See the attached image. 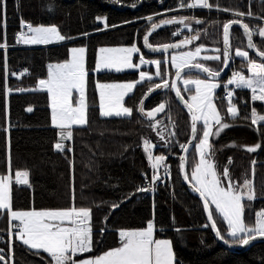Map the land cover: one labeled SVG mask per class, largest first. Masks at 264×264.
<instances>
[{"label":"trees","instance_id":"obj_1","mask_svg":"<svg viewBox=\"0 0 264 264\" xmlns=\"http://www.w3.org/2000/svg\"><path fill=\"white\" fill-rule=\"evenodd\" d=\"M188 1L0 0V43L7 45L0 48V175L13 176L10 193L13 210H63L71 206L91 209L92 251L77 255L76 260L119 247L121 230L145 229L148 222H154L156 238L172 241L175 264H264V241L244 251H232L217 241L211 227H204L209 223L201 200L182 181L180 158L182 145L190 139L191 118L171 88L151 90L152 85L167 79V74L171 85L175 69L170 64L160 65L163 79L137 85L126 98L125 104L133 110L130 117L100 115L97 80L137 79L136 72L94 73L100 47L138 45L146 57L161 59L170 54L155 56L145 52L142 47L145 35L151 33L153 45L198 36L191 47L221 50V60L198 59L199 62L220 71L224 60L223 24L241 20L254 31L264 26V0H210L214 5L211 9L181 6ZM235 12L246 15L236 16ZM249 12L252 16L247 15ZM181 18H186L185 23H161ZM22 22L33 26L55 25L66 39L45 46L21 44L20 33L26 31ZM153 23L160 26L153 30ZM253 41L264 50V39L253 35ZM246 45L243 31L234 27L232 48L248 50ZM77 46L85 47L87 54L88 122L73 127V138L65 141L61 152L55 148L59 130L51 122L49 94L34 89L40 79L47 77L48 65L66 62L71 48ZM250 57L262 62L251 53ZM243 64V60L233 57L231 72ZM190 74L204 78L198 73ZM227 81L228 78L219 81L221 85L215 95L230 127L212 140V158L218 173L227 167L234 182L252 179L256 199L245 201L244 215L245 222L251 224L255 213L264 210V125L258 131L246 117L253 108L262 112L264 105L252 101L249 90L236 88L232 103L237 106L239 116L232 119L226 111ZM141 102L145 112L161 102H167V108L151 121L139 112ZM29 107L33 109L31 112L27 111ZM157 121L156 127L150 126ZM144 140L155 146L156 156L166 157L164 164L168 167L167 175L164 166L160 168V180L154 183L155 191L151 192L138 191L146 187L153 175L143 150ZM256 144L260 145L256 152L246 151V146ZM69 148L72 150L68 151ZM196 163L192 149L187 161L189 176ZM17 171L29 173L28 185L15 183ZM214 218L221 234L229 240L228 245L240 247L227 236V224L222 217L215 213ZM10 225L9 213L0 212V249H3L0 255L5 256L8 264H54L47 253L28 248L15 234L10 238Z\"/></svg>","mask_w":264,"mask_h":264},{"label":"snow or ice","instance_id":"obj_2","mask_svg":"<svg viewBox=\"0 0 264 264\" xmlns=\"http://www.w3.org/2000/svg\"><path fill=\"white\" fill-rule=\"evenodd\" d=\"M188 8H205L211 9L214 5L210 0H192L191 3L181 5ZM51 10V6H49ZM228 11V9H224ZM236 16H244L245 13L235 12ZM252 16V13H247ZM151 20V18H149ZM186 18L180 20H164V25L173 23H185ZM197 23L201 21L197 20ZM233 25H239L243 29L244 35L247 37L248 49L256 51V54L264 59V50L258 48L253 41V35H257L264 39V26L251 29L248 24L241 20H231L223 24V66H228L231 59L232 51L230 45V29ZM22 26L26 29L20 33V40L24 44H50L55 41H63L66 39L62 35L57 26H33L31 23L22 22ZM160 25L152 24L155 30ZM149 33L143 37L145 46L151 48L149 44ZM198 36H193L190 40L186 39L184 44L191 43ZM7 45L0 43V48H6ZM179 47L175 44L163 45L161 51H168L170 48ZM156 50V49H153ZM202 47H196L195 51L184 52L178 56H172L171 61L174 65L176 81H183L184 91L193 92L191 95V103L185 101L189 113L191 114V131L193 138H197V123H201L202 136L196 145V151L199 156L198 163L195 164L191 175L187 172L184 174L186 181H192V187L203 200V207L207 212V219L210 224L204 227H211L216 236L225 244L229 240L221 234L217 228L214 218L215 213L222 217L227 224V236L232 238V242L241 245H248L251 240L258 237L264 238V210L255 213L253 223L245 222V201L251 202L256 199L253 182L250 179H244L242 183L234 182L229 174L228 168L225 167L222 173H218L212 158L211 137H219L220 132L230 127V124L223 122V116L214 103V90L219 87L215 82V78L220 75L219 71L213 70L203 63L202 60H221V55H205L200 57ZM71 59L65 63L49 65L47 79H40L37 91H45L51 98V122L52 125L59 130V141L55 144L58 151L63 152L65 149V141H71L73 138V126H84L87 124V104L85 98V85L87 72L85 70V52L84 47H73L71 50ZM139 48H100V62L97 68L114 69L116 72L124 69L139 68L140 65L133 63V55L139 53ZM220 52V49H216ZM234 55L247 61L248 70L251 72V78L246 77L240 72H234L228 84H234L236 88L251 89L253 100L264 102V62H256L249 58V52L237 48ZM140 64H146L143 56L139 58ZM156 65V76L161 77L160 70L161 61H152ZM185 69H196L206 73L208 79H192L185 78L182 74ZM153 77L145 72H139V80L129 83L118 84H98L100 89V110L104 117H130L132 108L126 107L124 104L125 97L131 93L137 83L151 81ZM174 89L177 98L183 101L180 87L175 83L169 85L165 79L162 83H156L151 90L156 89ZM194 89V91H193ZM78 93L77 102L74 104L72 100L73 92ZM11 92V89H9ZM233 92L227 94L228 107L227 114L232 119L239 116V110L232 103ZM33 109L29 107L27 111ZM139 112L146 116L149 120L155 121V114L165 110V104L161 103L153 111L145 112L141 102ZM252 125H264V114H259L252 109L250 116ZM159 122L150 125L156 127ZM215 129V130H214ZM161 140L164 137L161 135ZM144 150L147 153V159L153 170L151 180L153 185L160 180L157 174L159 168L163 165L165 175L168 174V167L164 164L166 157L164 155L154 156L152 149L155 147L150 141L144 140ZM235 147V145H231ZM185 152L188 145H182ZM260 148L259 144L255 146H246L249 153L256 152ZM72 149L69 148L68 151ZM10 159V158H9ZM228 163L232 160L229 158ZM185 160L181 158L180 167L183 169ZM255 161H253V165ZM27 171H17L15 173V183L28 185ZM13 176L11 174L0 175V212L10 214V224L15 229V236L30 249L42 250L47 253L54 264H175V253L172 241L166 239H156V227L154 222H148L143 230H121L119 231L120 246L107 251L103 255H99L91 259H83L77 261L75 257L92 251V229H91V209L71 206L63 210H13L11 203V184ZM153 185L149 187H141L139 192L155 191ZM30 186V185H29ZM73 201H74V184L72 185ZM119 205H113L118 207ZM214 206V209L213 207ZM18 222V223H12ZM3 252V249H0ZM0 262L8 264L4 255H0Z\"/></svg>","mask_w":264,"mask_h":264},{"label":"rangeland","instance_id":"obj_3","mask_svg":"<svg viewBox=\"0 0 264 264\" xmlns=\"http://www.w3.org/2000/svg\"><path fill=\"white\" fill-rule=\"evenodd\" d=\"M191 23H192V21H190ZM40 26H45V27H47V26H55V25H40ZM19 42L21 43V44H24L21 40H20V36H19ZM61 42H64V40L63 41H55V42H53V43H50V44H24V45H27V46H45V45H51V44H57V43H61ZM164 45V44H163ZM133 46H135V47H137V48H139V53H136V54H134L133 55V63L134 64H138V65H140L139 66V68L137 69V68H133V69H124L123 71H120V72H116L114 69H104V68H97V65L99 64V62H100V52H99V49L100 48H127V47H133ZM80 46H77L76 48H79ZM196 47H200V46H195V47H191V48H188V49H185V50H181V51H176V52H172L170 55H167L166 57H163V58H149V57H146L145 55H144V53L142 52V50H141V48L138 46V45H131V46H128V45H117V46H102V47H100L99 49H98V52H97V57H96V65H95V69H94V73H101V72H114V73H123V72H136L137 73V79H135V80H121V81H112V82H106V81H99V80H97L96 82H95V89H96V91H97V95H98V103H99V108H100V95H99V93H100V89L97 87V85L98 84H118V83H129V82H136V81H138L139 80V72H145V73H147V74H149V75H151L152 77H153V79H159V78H162L163 79V76L164 75H162L161 77H157L156 76V65L154 64V63H152V61H156V60H159V61H161V63H163L164 62V64H165V62H166V64L168 65V64H170L171 65V67L172 68H174L175 69V67H174V65L172 64V61H171V57L172 56H178V55H180V54H182V53H184V52H188V51H195V48ZM73 48V47H72ZM71 48V49H72ZM85 48V47H84ZM202 52L200 53V57H203V56H205V55H220L218 52H216L215 50H216V48H214V47H204V46H202ZM211 50L210 52H212V53H210V52H207V54H205L206 53V51L207 50ZM235 49H237V48H235ZM235 49H233V53H234V50ZM241 49V48H240ZM245 50V49H244ZM223 51H224V49H223ZM248 51V50H247ZM205 52V53H204ZM249 52V51H248ZM140 56H143V58H144V60H146V61H148V63H146V64H140V60H139V58H140ZM87 57V54H86V52H85V70H86V72H87V76H86V85H85V98H86V104H87V109H88V89H89V83H88V71H87V62H86V58ZM233 57L235 58V59H239V60H241L239 57H236L235 55H233ZM249 58L250 59H252L251 57H250V52H249ZM71 59V51H70V56H69V59L67 60V61H69ZM198 59H200V58H198ZM252 60H254V59H252ZM66 61V62H67ZM168 61H169V63H168ZM254 61H256V62H260V61H257V60H254ZM243 62H244V64L243 65H240L239 67H240V69H235V71L236 72H240V73H242L243 75H245L246 77H248V78H251V76H252V74H251V72L248 70V64H247V61H244L243 60ZM62 63H65V62H62ZM55 64H60V63H50L49 65H55ZM48 65V66H49ZM161 65V64H160ZM161 68V67H160ZM175 71H176V69H175ZM48 72H49V67L47 68V77L46 78H44V79H47L48 78ZM173 76H174V74H173ZM173 76H172V80H173ZM170 76H169V74H167V81H168V83H169V80H170V78H169ZM185 78H188V77H190V78H192V79H196V78H199V79H205V78H202V77H200V76H198V75H194V74H187L186 76H184ZM163 80H165V78L163 79ZM216 83H218L219 84V87H217L215 90H214V103L216 104V106H217V109L220 111V109H219V106H218V104H217V102H216V95H215V93H216V91L220 88V82H218V81H215ZM141 83H143V82H141ZM141 83H137V85H139V84H141ZM158 83H162V82H158ZM179 84H180V89H181V93L182 94H184V95H186L187 96V100L189 101V103H191V99H190V97H191V95L193 94V92H188V91H184V85H183V81L182 80H180V82H179ZM136 85V86H137ZM171 85H172V82H171ZM154 85H152L151 86V89H152V87H153ZM39 87V84H37V88ZM225 87H226V89L229 87V84L228 83H226L225 84ZM36 88V89H37ZM136 88V87H135ZM236 89V86H235V88H234V90ZM237 89H247V88H237ZM135 90V89H134ZM134 90L131 92V93H129L126 97H125V99H124V104H125V100H126V98L129 96V95H131L133 92H134ZM234 90H233V92H234ZM247 90H249L250 91V94H251V98L253 97V93H252V91H251V89H247ZM193 91H194V89H193ZM77 97H78V93L77 92H73V95H72V100H73V103L75 104L76 102H77ZM252 101H255V102H259V103H262L263 105H264V102H261V101H259V100H253L252 99ZM49 102H50V109H51V98H50V95H49ZM161 103H164L165 104V109L167 108V102H161ZM160 103V104H161ZM125 106L126 107H128L126 104H125ZM159 105H157V106H155L154 108H152V109H150V110H147V111H153L156 107H158ZM236 106V105H235ZM237 107V106H236ZM253 109H255L259 114H264V110L261 112V111H259L257 108H253ZM146 111V112H147ZM165 111V110H164ZM164 111H162V112H160V113H157V114H155V118L157 117V116H159L160 114H162ZM221 112V111H220ZM100 113H101V110H100ZM222 114V113H221ZM101 115V114H100ZM102 116V115H101ZM222 116H223V118H224V115L222 114ZM102 117H104V116H102ZM113 117H115V116H113ZM87 121H88V113H87ZM223 122H226L225 121V118L223 119ZM191 124H192V122H191ZM74 127V126H73ZM202 128H203V126H202V124L201 123H197V135H196V141H195V146H194V148H193V150H194V156L197 158V163H198V160H199V156H198V153H197V151H196V145H197V143H198V140H199V138L202 136ZM215 130V129H214ZM225 130V129H224ZM224 130L223 131H221L220 132V134H222L223 132H224ZM190 136H191V130H190ZM217 137H211L210 138V142H212V140L213 139H216ZM65 143V142H64ZM143 150H144V145H143ZM152 151H154V148L152 149ZM144 152H145V150H144ZM190 154V153H189ZM153 155L154 156H156L155 154H154V152H153ZM145 156H146V158H147V153L145 152ZM189 156V155H188ZM148 160V159H147ZM187 161H188V157H187ZM149 162V161H148ZM150 164V163H149ZM151 166V165H150ZM163 166V165H162ZM161 166V167H162ZM160 167V168H161ZM160 168H159V170H160ZM186 169H187V162H186ZM159 170H158V175H159ZM191 172L192 171H190V175H191ZM250 180H252V179H250ZM24 211H28V210H24ZM10 215V214H9ZM12 223H18V222H12ZM8 234H9V236H10V238H12L13 237V235L15 234V230L11 227V225H10V229H9V232H8ZM19 240V239H18ZM20 241V240H19ZM12 251L10 250V253H11ZM9 261H12V254H10V256H9Z\"/></svg>","mask_w":264,"mask_h":264},{"label":"water","instance_id":"obj_4","mask_svg":"<svg viewBox=\"0 0 264 264\" xmlns=\"http://www.w3.org/2000/svg\"><path fill=\"white\" fill-rule=\"evenodd\" d=\"M234 27H239V28L243 31V29H242L239 25H233L232 28L230 29V45H231L232 56H231V59L228 61V66H227V67H224V66H223V68L219 71V72H220V75H219L218 77L215 78V81H218V82L221 81V80H223V79L228 78V77H229V74H230V72H231L232 61H233V55H234V53H233V48H232V30H233ZM147 35H148V34H147ZM245 37H246V36H245ZM148 39H149V44L151 45V48L145 46V44H144V40H143V43H142L143 50H144L145 52H147V53H149V54H151V55H155V56H157V55H161V54H162V55H164V54H171L172 52L185 50V49L190 48V47L193 45V43H194V40H192L191 43H189V44H184V41H185L186 39H185V40H179V41H176V42H173V43H169V44L179 45V47L170 48V49H168V51L165 52V51H161V50H160V49H162L163 45H153V44H151V42H150V35H149ZM190 39H191V38H189V40H190ZM246 41H247V37H246ZM164 45H165V44H164ZM223 47H224V44H223ZM153 49H156V50H153ZM248 50H249V52H250L251 54H253L256 58H258L259 60H261L262 62H264V59H262L260 56H258V55L256 54V51H254V50H252V49H248ZM190 73H198V74L202 75L205 79H208V76H207L206 73L200 72V71H198V70H196V69H190V70H189V69H185V72L182 74V76H186L187 74H190ZM179 82H180V81H176V79H175V73H174L173 80H172V84L175 83V85H176L177 87H179ZM172 92H173L174 96L176 97V95H175V90H174V89H172ZM181 95H182L183 98H184L183 101L180 100V99L177 98V97H176V99H177L179 105L182 106V107L188 112V114H189V116H190V118H191V114L189 113L187 107L185 106V101H187L188 103H189V101L186 99V97H185L182 93H181ZM191 122H192V120H191ZM196 135H197V134H196ZM195 141H196V138H193V134H192V131H191L190 139H189V141H188L187 144H186V145H188V150H187V152H185L184 149H183V151H182V155H181V158L183 157L184 160H185L184 168L182 169V168L180 167V168H181V178H182V181H183L184 185H185V186H186L191 192H193V193H194V194H195V195L201 200V202H202V204H203V200H202V198L199 196L198 193H196V192L194 191V189H193V187H192V183L190 182V180H189V181H186V180L184 179V174H185V172H187V169H186L187 157H188L189 153L191 152V150L194 148V146H195ZM181 158H180V165H181ZM203 208H204V207H203ZM204 211H205V209H204ZM205 214H206V217H207V212H206V211H205ZM207 220H208V219H207ZM208 223L210 224L209 221H208ZM211 229H212V228H211ZM212 231H213V233H214V235H215L217 241H218L221 245H223L224 247H226V248H228V249H230V250H232V251H244V250L248 249L249 247H251L252 245H254L255 243H258V242H262V241H264V238H260V237H258V238L255 239V240H251V241L249 242L248 245H241L240 247H234V246H231V245L225 244L222 240H220V239L216 236L215 231H214L213 229H212ZM5 259H6V258H5ZM6 261H7V259H6ZM7 262H8V261H7ZM1 263L4 264V262H1Z\"/></svg>","mask_w":264,"mask_h":264},{"label":"built area","instance_id":"obj_5","mask_svg":"<svg viewBox=\"0 0 264 264\" xmlns=\"http://www.w3.org/2000/svg\"><path fill=\"white\" fill-rule=\"evenodd\" d=\"M191 2H192V0H189V1H188V3H191ZM234 72H236V71H235V70H232L231 74H230L229 77H228V80L231 79V77H232V75H233ZM234 88H235V85H234V84H232V85L229 84V87L226 89V93H225V98H226V99H227V94H228L230 91L233 92ZM149 185H153V181H152V180H148V181L146 182V187H149ZM153 186H154V185H153Z\"/></svg>","mask_w":264,"mask_h":264},{"label":"crops","instance_id":"obj_6","mask_svg":"<svg viewBox=\"0 0 264 264\" xmlns=\"http://www.w3.org/2000/svg\"><path fill=\"white\" fill-rule=\"evenodd\" d=\"M242 50H244V49H242ZM240 58V57H239ZM241 60H243L242 58H240ZM245 61V60H244ZM137 230H143V229H137ZM155 238H156V236H155ZM157 239V238H156ZM78 255H81V254H78ZM101 255H103V254H101ZM97 257V256H96ZM91 258H95V257H87V258H83V259H91ZM83 259H79V260H77V261H81V260H83Z\"/></svg>","mask_w":264,"mask_h":264}]
</instances>
